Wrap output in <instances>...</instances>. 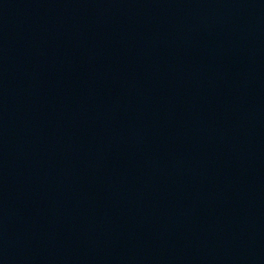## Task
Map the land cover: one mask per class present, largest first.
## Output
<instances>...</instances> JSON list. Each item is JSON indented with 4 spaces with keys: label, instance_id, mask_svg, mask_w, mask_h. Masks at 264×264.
I'll use <instances>...</instances> for the list:
<instances>
[{
    "label": "water",
    "instance_id": "water-1",
    "mask_svg": "<svg viewBox=\"0 0 264 264\" xmlns=\"http://www.w3.org/2000/svg\"><path fill=\"white\" fill-rule=\"evenodd\" d=\"M0 264H264V0H0Z\"/></svg>",
    "mask_w": 264,
    "mask_h": 264
}]
</instances>
